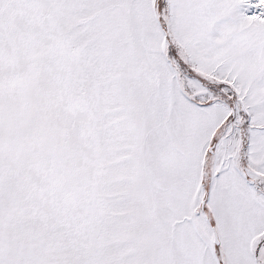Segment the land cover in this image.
I'll return each instance as SVG.
<instances>
[{"label": "snow or ice", "instance_id": "6c2138e0", "mask_svg": "<svg viewBox=\"0 0 264 264\" xmlns=\"http://www.w3.org/2000/svg\"><path fill=\"white\" fill-rule=\"evenodd\" d=\"M0 264H264V0H0Z\"/></svg>", "mask_w": 264, "mask_h": 264}]
</instances>
